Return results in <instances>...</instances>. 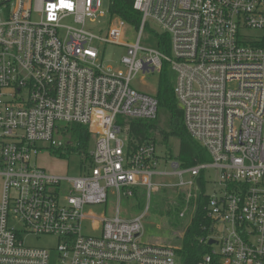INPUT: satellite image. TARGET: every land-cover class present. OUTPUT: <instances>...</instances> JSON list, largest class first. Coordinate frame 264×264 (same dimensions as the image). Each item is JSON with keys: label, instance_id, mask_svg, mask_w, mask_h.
I'll use <instances>...</instances> for the list:
<instances>
[{"label": "built area", "instance_id": "2783aa9c", "mask_svg": "<svg viewBox=\"0 0 264 264\" xmlns=\"http://www.w3.org/2000/svg\"><path fill=\"white\" fill-rule=\"evenodd\" d=\"M133 5L142 18L129 43L121 18L99 27L100 0H0V264H182L174 247L143 242L145 213L88 212L140 189L149 198L186 195L190 215L206 199L212 223L201 241L211 249L197 264H264V0ZM67 19L73 25H63ZM150 23L156 49L141 45ZM106 44L126 48L125 70L103 69ZM166 65L177 75L186 129L209 162L183 167L161 158L154 141L130 145L129 122L156 119L159 109L156 95L132 81ZM72 123L92 133V167L75 177L50 174L33 157L64 146L59 125ZM30 234L54 236L57 245L28 246Z\"/></svg>", "mask_w": 264, "mask_h": 264}, {"label": "rangeland", "instance_id": "374dc122", "mask_svg": "<svg viewBox=\"0 0 264 264\" xmlns=\"http://www.w3.org/2000/svg\"><path fill=\"white\" fill-rule=\"evenodd\" d=\"M101 6L100 11L104 13V16H100L99 19L102 22L99 27L104 30L109 26L111 20V14L109 11L110 0H100ZM63 25H73L71 19L64 20ZM90 26H94L88 22ZM149 28H145V32L142 35L141 45L148 49H156L155 34ZM153 30L160 31L156 24H153ZM139 36V30L130 24H126L123 28V41L129 43H135ZM101 50V59L103 69L106 72H117L119 70H125L121 64V58L126 53V48L122 45L117 44H106L99 45ZM168 77L170 81L175 85L177 75L176 72L171 68L167 67ZM161 72L157 71L151 75L139 74L133 81L132 86L139 91L148 93L150 95H156L159 88ZM161 123H164L165 118H160ZM155 141L157 144V152L161 158L167 159L168 161L177 160L180 150V139L176 136H171L170 139L165 143L159 134L156 132ZM94 148V141L91 144V151ZM66 157L53 153L49 148L43 147L37 155L33 157V162L43 168L46 172L60 176V177H75L84 173L85 168L82 158L79 154L70 153ZM171 162L167 165V170H172ZM163 168L166 166L164 162L161 165ZM216 173H214L215 176ZM2 194V179L0 178V198ZM180 195L178 192L169 191L152 194V197H148V192L145 189L136 191L132 197L122 196L120 199L117 197H110L107 204L95 205L88 207V212H93L97 215H116V210H119V215L122 218H134L142 213H145L144 224L145 231L142 237L143 242L155 243L166 246L177 248L181 242L185 230L190 223V218L186 216L190 215V208L186 205L183 208L186 216L180 217L177 214H167L164 205H161V198L168 199L171 204H175ZM185 195V194H184ZM184 198V197H183ZM186 200V195H185ZM184 200V201H185ZM91 210V211H90ZM16 227H20L18 224H14ZM84 232L91 233L90 223H84ZM25 244L33 247H44L55 249L57 245V238L54 236H36L33 234L24 236ZM215 249H219L218 245L214 246Z\"/></svg>", "mask_w": 264, "mask_h": 264}, {"label": "trees", "instance_id": "16d2710c", "mask_svg": "<svg viewBox=\"0 0 264 264\" xmlns=\"http://www.w3.org/2000/svg\"><path fill=\"white\" fill-rule=\"evenodd\" d=\"M134 0H110V14L117 16L126 23L138 28L141 23L142 15L134 8ZM157 35L160 36L158 32ZM164 42L167 36L161 37ZM162 46V45H161ZM163 48H166L164 45ZM167 50V48H166ZM167 65L161 71L159 88L156 97L159 101L158 115L153 120L133 119L129 122L130 145L137 146L145 141H154L156 132H159L163 141L166 143L171 136L180 139V150L177 156L178 162L183 167L195 166L203 162L211 161V157L207 149L197 142L188 132L184 123L183 110L177 102L173 83L170 81L167 72ZM164 116L165 121L161 123V117ZM59 134L65 141L62 147H52L50 150L60 156L66 157L67 154L76 153L82 158L85 174L92 167V158L90 155L93 136L89 127L79 123L59 125ZM202 187H206L205 175L201 177ZM183 194L178 195L175 204H171L165 197L159 199L163 204L167 214H177L179 218L186 205ZM206 199L199 200V207L195 215H188L190 223L188 224L180 244L175 248L182 264H197L206 253L211 249L208 243L202 242V238L207 237L210 233L209 226L212 221L207 217L204 205Z\"/></svg>", "mask_w": 264, "mask_h": 264}, {"label": "water", "instance_id": "95a60500", "mask_svg": "<svg viewBox=\"0 0 264 264\" xmlns=\"http://www.w3.org/2000/svg\"><path fill=\"white\" fill-rule=\"evenodd\" d=\"M214 242L216 241H214L213 239L209 241L210 244H213Z\"/></svg>", "mask_w": 264, "mask_h": 264}]
</instances>
